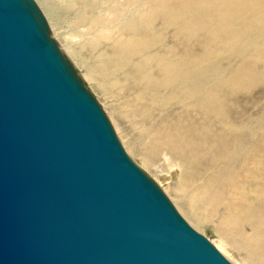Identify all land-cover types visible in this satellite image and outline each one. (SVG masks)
I'll list each match as a JSON object with an SVG mask.
<instances>
[{"label":"rangeland","instance_id":"1","mask_svg":"<svg viewBox=\"0 0 264 264\" xmlns=\"http://www.w3.org/2000/svg\"><path fill=\"white\" fill-rule=\"evenodd\" d=\"M34 1L127 156L231 264H264V199L255 200L254 192L245 198L258 207L253 234L248 210L236 208L225 192L218 207L190 204L199 182L184 179L189 168L179 160L187 148L212 150L223 141L221 158L229 154L228 162L241 164L250 188L252 170L264 161V0ZM256 7L262 17L245 12ZM165 83L168 90L158 96ZM194 89V97L182 94ZM206 92L212 102L200 108ZM177 145L188 147L173 156ZM195 159L210 162L202 153ZM255 238L260 246L247 251Z\"/></svg>","mask_w":264,"mask_h":264},{"label":"water","instance_id":"2","mask_svg":"<svg viewBox=\"0 0 264 264\" xmlns=\"http://www.w3.org/2000/svg\"><path fill=\"white\" fill-rule=\"evenodd\" d=\"M0 264H231L127 156L34 0H0Z\"/></svg>","mask_w":264,"mask_h":264},{"label":"bare ground","instance_id":"3","mask_svg":"<svg viewBox=\"0 0 264 264\" xmlns=\"http://www.w3.org/2000/svg\"><path fill=\"white\" fill-rule=\"evenodd\" d=\"M215 2L218 1L215 0ZM245 12L250 14L251 16H256V17H262L263 15V9L257 7L247 10ZM225 31L223 32V34L225 33ZM245 59L247 58H243L242 60ZM206 60L211 61L212 56L210 55L206 57ZM170 73L171 71H167L164 75L167 76ZM235 73L231 75L230 79L235 75ZM131 74H133V72H129L128 76H130ZM230 83H235V82H230ZM168 88L169 86L166 83L159 84L156 90V94L160 96L161 94L166 92ZM231 88L238 89L234 85H232ZM195 91L196 89H194L191 93L182 91V94L194 97L196 94L194 93ZM177 94L180 95L181 91L177 92ZM211 102H212V97H210L209 92H206V101H204L203 104L198 103V105L202 104L201 106L199 105L200 108L201 107L207 108L208 106H210ZM174 123H177V120H174ZM252 139H256V136L253 135ZM233 144H236L237 146L242 145L238 142L232 143V145ZM181 146L188 147L186 145L174 146L171 148V154L174 156L177 149ZM226 148H228L227 145L223 141H221V143L216 149L212 147L211 150L204 146L195 149L187 148L186 150L189 151L190 153L189 154L183 153L180 156L179 160L189 168V170H185L183 173L184 179L189 181L199 182L194 187V189H192L188 194L190 204L195 203L194 200L197 199L203 205V209L205 208L209 209L213 205L218 207L219 195L221 192H225L227 194V200L233 202L236 208L238 209L246 208L248 210L249 221L250 223H252V225H250L251 233L253 232V234H257V229H256L257 225L255 223L256 218L254 217V215L258 213V207L256 205L251 207L250 205L244 203L246 202L245 198L248 199V197L252 195L253 192L257 195V197H255V200L264 199V161L260 165L257 164L255 168L252 170L253 173L250 182V188L247 190L246 188L249 182L247 181V179L241 177V172H242V170H240L241 164L234 162L236 160L235 158L231 159V163L228 162V159L231 156L229 154L225 155V159L227 158L226 159L227 162L221 158V152ZM233 152H238V150H233ZM199 153H202L210 161L207 164V166H204L195 159L197 157V154ZM193 171L196 172L197 175H194ZM201 178H203V180H201ZM258 246H260V243L258 239L255 238L254 241L248 243L247 247L245 248L247 251L250 252L251 250L256 249ZM219 247L221 248V246ZM259 250L262 251L263 249H259Z\"/></svg>","mask_w":264,"mask_h":264}]
</instances>
